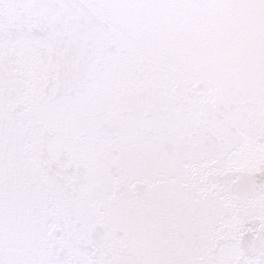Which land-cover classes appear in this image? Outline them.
<instances>
[{
  "label": "snow or ice",
  "instance_id": "1",
  "mask_svg": "<svg viewBox=\"0 0 264 264\" xmlns=\"http://www.w3.org/2000/svg\"><path fill=\"white\" fill-rule=\"evenodd\" d=\"M0 264H264V0H0Z\"/></svg>",
  "mask_w": 264,
  "mask_h": 264
}]
</instances>
